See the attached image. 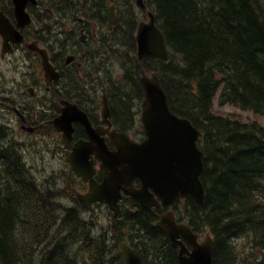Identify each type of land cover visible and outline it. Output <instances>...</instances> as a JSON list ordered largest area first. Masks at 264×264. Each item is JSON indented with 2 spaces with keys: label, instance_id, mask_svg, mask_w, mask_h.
Returning a JSON list of instances; mask_svg holds the SVG:
<instances>
[{
  "label": "trees",
  "instance_id": "trees-1",
  "mask_svg": "<svg viewBox=\"0 0 264 264\" xmlns=\"http://www.w3.org/2000/svg\"><path fill=\"white\" fill-rule=\"evenodd\" d=\"M56 1L66 4L61 15L74 16L69 10V0ZM193 1H146L162 27L170 54L167 61L149 57L144 63L147 62V69L157 70L172 109L188 117L202 132L198 144L206 156L202 181L207 194L204 205L192 206L191 224L196 229L203 224L211 227L215 237V264H242L234 246L231 247V237H227L248 229L256 247H264V185L255 183L264 181V126L243 121L248 115L230 118L214 114L213 98L220 92V104L233 103L241 110L264 114V0H197L199 4L204 1L206 4L199 9ZM115 2L118 3V20L126 25L124 39L117 38L115 44L117 47L127 45L130 53L135 54L132 58L127 50L125 52L128 63H124L130 66L122 85L127 83L129 88H139L136 5L134 0ZM172 68L176 72H168ZM110 98L116 100L113 94ZM118 100L120 104L113 120L120 130H126L122 121L132 118L129 98L118 97ZM80 132L78 129V134ZM6 135L2 130L0 264H121L115 260L122 261L118 242L127 230L130 234L142 232L146 238L140 236L141 240L148 238L156 253L169 251L168 247L160 246L165 244L166 236L155 225L160 210L128 213V218L117 221L115 230L112 226L103 228L100 238H93L90 246L81 245L84 231L80 224L89 228L90 222L84 221V209L75 197L71 198L75 201L73 207L64 201L69 199L71 179L63 186L38 181L27 167L19 145L4 141ZM258 138L263 142L258 144ZM15 218L21 226L15 225ZM113 231L116 240L111 238ZM160 259L161 264H178L175 252ZM246 262L264 264V252L261 257Z\"/></svg>",
  "mask_w": 264,
  "mask_h": 264
},
{
  "label": "water",
  "instance_id": "water-1",
  "mask_svg": "<svg viewBox=\"0 0 264 264\" xmlns=\"http://www.w3.org/2000/svg\"><path fill=\"white\" fill-rule=\"evenodd\" d=\"M27 1L15 0L18 19L22 25L30 21L29 14L24 10ZM137 3L143 8L146 7L144 0H137ZM148 14L149 21L140 22L138 28L137 42L140 56L151 55L167 59L168 49L165 37L156 23L155 15L150 11ZM23 18L24 21H22ZM6 35L13 41L21 39L12 29H8ZM141 82L148 96L145 104L147 109L145 122L149 135L147 142L137 144L124 134L113 133L112 140L118 151H109L104 140L100 138L99 130L94 129L89 119L83 116L81 120L92 138V143L83 152H86V156L93 151L97 152L98 157L103 161L101 168L104 171V181L99 184L93 179L94 169L92 165L87 164L86 159L71 155L70 160L75 166L74 169L85 181L91 183L94 191L89 198L91 201L106 199L115 206L120 190L123 189L132 196L135 203H142L147 208L160 205L156 196L163 204H169V201L180 192L194 194L201 203L203 190L199 176L203 161L202 153L196 144L199 131L189 120L171 112L165 90L155 74L152 77L145 75ZM103 115L109 116L107 108L103 111ZM136 177L142 179L143 187L140 189L133 186L132 181ZM150 187L155 193L149 190ZM80 197L88 204L85 196ZM159 225L165 229L175 245L182 246L181 264H212L213 242L211 239L204 244H199L197 236L188 227L176 225L171 212L164 216ZM181 235L194 247L193 252H189L181 241H176V238ZM124 251L126 254L130 253L126 247Z\"/></svg>",
  "mask_w": 264,
  "mask_h": 264
},
{
  "label": "rangeland",
  "instance_id": "rangeland-1",
  "mask_svg": "<svg viewBox=\"0 0 264 264\" xmlns=\"http://www.w3.org/2000/svg\"><path fill=\"white\" fill-rule=\"evenodd\" d=\"M119 30L123 31L125 33L126 27H121ZM218 98V94L215 97V99ZM213 113L217 115H223L230 118L234 117H247L248 119L243 121L248 122L251 117L257 118L254 114H257L258 112H255L253 110H241L237 105L233 103H226L224 105L215 102V106L213 108ZM237 114V115H233ZM261 114V113H259ZM264 115V114H262ZM260 124L264 126V116H262ZM22 139L26 142V146L23 148V155L31 167L32 172L35 174V176L42 182H48L52 178H57L56 175L63 176L66 178L68 174L64 171L66 168V162L64 157L61 154L62 148L59 146L58 143L54 144L52 140L48 139L47 141L41 140L39 138H28L27 136H23ZM61 176V177H62ZM62 182L63 180L60 179ZM94 214L97 217H100L102 215H108L107 209L104 208H96L94 211ZM108 220L104 219V224H107ZM258 229L260 230V225H257ZM263 226L261 225V229Z\"/></svg>",
  "mask_w": 264,
  "mask_h": 264
},
{
  "label": "flooded vegetation",
  "instance_id": "flooded-vegetation-1",
  "mask_svg": "<svg viewBox=\"0 0 264 264\" xmlns=\"http://www.w3.org/2000/svg\"><path fill=\"white\" fill-rule=\"evenodd\" d=\"M46 1L48 3L51 2V0ZM115 1L116 0H95L92 5L96 4V6L91 7L88 11L87 18L85 19V26H88L90 23L96 24L102 31L105 38L117 39L119 36V28L121 27V22L118 21V18L114 16L109 9V4H113ZM37 7L38 6L29 8L30 12L33 15L36 14L35 8ZM7 15L11 18L13 22H15L10 11L7 12ZM59 17H62L60 13ZM67 20L66 22H68ZM22 33L25 35V42L20 44L13 43L11 45V48L9 49L10 53H14L16 51H20L22 53H29L28 45L32 42L39 41L40 39L39 29H37L34 25L23 30ZM99 72L104 75L112 74L105 68H100Z\"/></svg>",
  "mask_w": 264,
  "mask_h": 264
},
{
  "label": "bare ground",
  "instance_id": "bare-ground-1",
  "mask_svg": "<svg viewBox=\"0 0 264 264\" xmlns=\"http://www.w3.org/2000/svg\"><path fill=\"white\" fill-rule=\"evenodd\" d=\"M132 1V0H131ZM147 1V0H146ZM197 0H194L193 2H194V4L197 6V8L199 9V8H201V7H203L204 5H206L205 4V1L204 2H202L201 4H199V2L197 3L196 2ZM210 1V0H209ZM249 1V0H248ZM161 2V1H160ZM201 2V1H200ZM227 2V1H226ZM228 2H230V1H228ZM232 2H234V1H232ZM236 2V1H235ZM125 3V2H124ZM147 3V2H146ZM153 3V2H152ZM256 3V2H255ZM120 4H122V3H120ZM131 4H133V3H131ZM234 4V3H233ZM236 4V3H235ZM153 5V4H152ZM217 5V4H216ZM246 5V4H245ZM120 6L121 5H119V8H120ZM127 6V5H126ZM125 6V7H126ZM150 6V5H149ZM242 6H243V4H242ZM247 7H248V5H246ZM257 6V5H256ZM134 7V6H133ZM170 7V6H169ZM206 7V6H205ZM233 7V6H232ZM249 7H250V5H249ZM248 7V8H249ZM155 8V7H154ZM153 8V9H154ZM158 8V7H157ZM211 8V7H210ZM221 9H222V6L220 7ZM220 8H219V11H220ZM123 9V8H122ZM156 9V8H155ZM230 9H232V8H230ZM252 9V8H251ZM262 9V8H261ZM125 10V9H124ZM123 10V11H124ZM166 11H167V9H166ZM214 11V10H213ZM251 11V10H250ZM128 12H129V10H128ZM225 12V11H224ZM252 13H253V11H251ZM250 12V13H251ZM122 13V12H121ZM126 13V12H125ZM197 13H198V11H197ZM252 13H251V15H252ZM260 13H262V12H260ZM133 14V13H132ZM206 14V13H205ZM121 15V14H120ZM123 15H124V13H123ZM136 15V14H135ZM160 15V14H159ZM223 15H224V13H223ZM250 15V16H251ZM125 16V15H124ZM200 16H201V14H200ZM208 16V15H207ZM249 16V17H250ZM263 16V15H262ZM136 17V16H135ZM163 17V16H162ZM203 17V16H202ZM209 17H210V15H209ZM215 17V16H214ZM246 17V16H245ZM253 17V16H252ZM117 18H119V17H117ZM127 19H129V18H127ZM213 19V18H212ZM219 19V18H218ZM252 19V18H251ZM130 20V19H129ZM247 20V19H246ZM255 20V19H254ZM119 21V20H118ZM212 21V20H211ZM250 21V20H249ZM189 22H191V21H189ZM248 22V21H247ZM211 23V22H210ZM232 24V23H231ZM239 24V23H238ZM238 24H237V26H238ZM256 24V23H255ZM120 25H122L123 27H126V25L124 24V23H120ZM209 26V25H208ZM211 26V25H210ZM248 26H250V25H248ZM200 27V26H199ZM225 27H226V25H225ZM262 27V26H261ZM209 28V27H208ZM232 30V29H231ZM260 33V32H259ZM122 34H124L125 35V33L123 32V31H121V30H119V36H118V38H122L123 37V39H124V36L122 35ZM129 37V36H128ZM133 37V36H132ZM127 38V37H126ZM134 38V37H133ZM254 38V37H253ZM243 40V39H242ZM121 41V40H120ZM122 42V41H121ZM241 42V41H240ZM129 43V42H128ZM119 44V43H118ZM121 44V43H120ZM114 45V44H113ZM132 45H133V41H132ZM127 46V45H126ZM121 47V46H120ZM131 52V51H130ZM128 53V52H127ZM133 55H135V54H133ZM132 55V56H133ZM131 56V55H130ZM131 56V57H132ZM206 56V55H205ZM133 58V57H132ZM136 58V57H135ZM202 58V57H201ZM208 58V57H207ZM238 59V58H237ZM134 60V59H133ZM202 60V59H201ZM206 61V60H205ZM133 62V61H132ZM155 62H156V60H155ZM135 63V62H134ZM147 62H145V64H146ZM248 63V62H247ZM186 64V63H185ZM150 65V64H149ZM130 66V65H129ZM133 66V65H132ZM154 67V66H153ZM158 67V66H157ZM192 67V66H191ZM258 68V67H257ZM135 69V68H134ZM133 69V70H134ZM137 70V69H136ZM187 70V69H186ZM159 71V70H158ZM168 72H170V73H174V72H176V71H174V69L172 68V69H169L168 70ZM131 76V75H130ZM131 79H132V77H131ZM160 82H161V85H162V87H164L165 88V86H164V84H163V82H162V80L160 79ZM182 86H184V84L183 83H181V82H179ZM140 86V85H139ZM186 86V85H185ZM184 86V87H185ZM137 87V86H136ZM140 88V87H139ZM191 93V92H190ZM165 94H166V97H167V99H168V95H167V92H166V88H165ZM192 94V93H191ZM112 98V97H111ZM168 100H170V99H168ZM171 101V100H170ZM131 110V109H130ZM199 131V135L201 136V134H202V132H201V130L199 129L198 130ZM258 137V136H257ZM259 140H258V144H260V143H262L263 141L260 139V138H258ZM199 141V140H198ZM198 141L196 142V144H197V147L198 148H201V146L198 144ZM257 143V142H256ZM12 144V143H11ZM14 147V146H13ZM259 151V150H258ZM258 161V160H257ZM256 161V162H257ZM206 168V167H205ZM264 169V168H263ZM262 171V170H261ZM209 172V171H208ZM210 176V175H209ZM226 176V175H225ZM245 178V177H244ZM255 183H257V184H260V185H264V181H262V180H257V181H255ZM213 186V185H212ZM212 188V187H211ZM210 189V188H209ZM220 192V191H219ZM228 194V193H227ZM68 199V198H67ZM60 203V202H59ZM64 203V202H63ZM65 204H67L66 202H65ZM63 205V204H62ZM213 207V206H212ZM218 207V206H217ZM222 207V206H221ZM225 207V206H224ZM69 208V207H68ZM68 208H67V210H68ZM216 208V207H215ZM65 209V208H64ZM213 209V208H212ZM47 211V210H46ZM57 212H58V210H57ZM64 212V211H63ZM60 213H61V210H60ZM58 214V215H61V214ZM207 215H210V213H207ZM62 216V215H61ZM60 216V217H61ZM159 216V215H158ZM227 218H229V216L228 215H226V220H227ZM240 218H241V216H239V221H240ZM242 218H243V216H242ZM246 220V219H245ZM14 222H15V225L17 226V227H19V226H21L22 224H20L19 222H18V220L15 218V220H14ZM212 222V221H211ZM247 225L248 226H250L248 223H247ZM222 227V226H221ZM232 234H230L229 235V237H227V239H229L230 237H233V236H235V235H232ZM106 239H107V237H106ZM104 241V240H103ZM110 241H112V240H109V242ZM233 241V240H232ZM106 242V241H105ZM101 245V244H100ZM108 245V244H107ZM110 247V246H109ZM163 249V248H162ZM91 250V249H90ZM105 250H107V249H105ZM115 250V249H114ZM112 251V250H111ZM85 252H86V250H85ZM116 252V251H115ZM87 253V252H86ZM119 253V252H118ZM111 254V253H110ZM86 255V254H85ZM109 255V254H108ZM87 256V255H86ZM112 256V255H111ZM83 258V257H82ZM87 258V257H86ZM104 258H105V255H104ZM107 258V257H106ZM84 260V259H83ZM18 261V260H17ZM91 261H92V259H91ZM77 262V261H76ZM89 262V261H88ZM71 263V262H70ZM78 263V262H77ZM91 263V262H90ZM17 264H20V263H17ZM79 264V263H78ZM101 264H102V262H101Z\"/></svg>",
  "mask_w": 264,
  "mask_h": 264
}]
</instances>
